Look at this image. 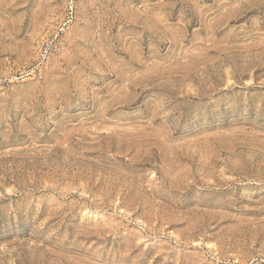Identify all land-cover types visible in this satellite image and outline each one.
I'll return each mask as SVG.
<instances>
[{
  "label": "rangeland",
  "instance_id": "rangeland-1",
  "mask_svg": "<svg viewBox=\"0 0 264 264\" xmlns=\"http://www.w3.org/2000/svg\"><path fill=\"white\" fill-rule=\"evenodd\" d=\"M0 264H264V0H0Z\"/></svg>",
  "mask_w": 264,
  "mask_h": 264
}]
</instances>
